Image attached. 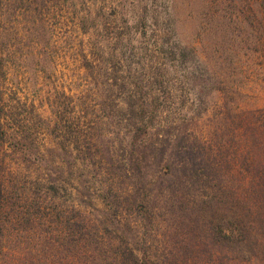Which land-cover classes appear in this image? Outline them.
Listing matches in <instances>:
<instances>
[{"label":"trees","instance_id":"1","mask_svg":"<svg viewBox=\"0 0 264 264\" xmlns=\"http://www.w3.org/2000/svg\"><path fill=\"white\" fill-rule=\"evenodd\" d=\"M53 8L0 0V264H264V108L225 103L209 137L183 127L194 107L206 113L210 104L182 95L174 61L184 48L168 14L152 11L143 34L150 74L120 88L115 106L127 135L107 143L91 125L72 141L68 128L87 118H67L66 94L28 95L52 79ZM19 18L38 27L41 54L24 57L31 71L18 67ZM85 65L95 80V62ZM161 224L174 230L165 253L152 243Z\"/></svg>","mask_w":264,"mask_h":264},{"label":"rangeland","instance_id":"2","mask_svg":"<svg viewBox=\"0 0 264 264\" xmlns=\"http://www.w3.org/2000/svg\"><path fill=\"white\" fill-rule=\"evenodd\" d=\"M261 1L256 5L250 0L253 4L250 6L248 0L238 3L232 0H53L54 8L47 19L52 35L49 46L54 57L52 79L44 87H40L41 81L36 92L28 94L29 98L43 93L55 100L66 94L70 99L67 118H87L78 122V131L77 122L68 128L67 136L72 141L77 132L79 139L86 137L91 125L95 128V137L101 136L107 143L118 140L119 135H127L120 128L122 125L118 126L115 106L121 100L122 89L128 88V82L140 84L150 74L151 59L147 39L143 38L148 27L145 15L162 12L168 14V24L175 30L174 39L184 48L183 53L177 51L174 61L189 91L185 90L182 95L188 94V98L184 97L188 103L195 100L200 105L205 100L210 104L206 113H198L199 106L194 107L195 111L185 116L183 127L192 122L195 133L209 137L216 115L225 112L221 107L225 103L243 109L264 108V6ZM251 9L258 14L257 18ZM218 15L225 18L220 19ZM94 23L97 31L91 30ZM16 24L20 36L18 67L22 69L25 55L41 54L32 35L38 27L21 18ZM86 59L95 62V80L86 70ZM27 64L25 61L24 70L31 71ZM135 70L139 75L132 79L130 74ZM111 78L119 79V86ZM101 101L107 103V112L103 111ZM37 107L44 117L49 115L42 101ZM117 154L122 153L119 150ZM161 226L152 243L165 253L170 250L174 230L166 224Z\"/></svg>","mask_w":264,"mask_h":264}]
</instances>
